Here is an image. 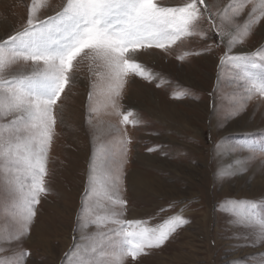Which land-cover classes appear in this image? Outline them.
I'll use <instances>...</instances> for the list:
<instances>
[{
  "label": "rangeland",
  "instance_id": "rangeland-1",
  "mask_svg": "<svg viewBox=\"0 0 264 264\" xmlns=\"http://www.w3.org/2000/svg\"><path fill=\"white\" fill-rule=\"evenodd\" d=\"M64 2L47 0L41 18ZM206 2L215 11L229 0ZM160 3L172 6L183 0ZM30 4L31 0H0V38L13 35L26 24ZM201 27L209 29L207 23ZM208 35L210 39L185 38L167 52L150 49L138 55L137 62L155 76L148 81L130 75L117 100L121 113L131 111L130 120L139 121L135 125L120 124L122 117L109 114L111 110H102L88 122L92 71L89 61L75 62L72 81L55 108L54 137L44 178L48 191L35 205V216L22 242H6L15 225L9 196L0 190V262L12 264L26 251L25 264H63L74 243H89L84 237L96 229L85 222L78 225L77 220L89 161L94 147L119 138L116 129H121L131 141L121 185V195L127 201L125 218L155 226L182 211L189 221L162 246L146 249V254L136 261L128 258L126 264H264V243L248 246L257 229L230 225V215L220 207L226 198L245 199L255 202L256 217L264 218V154L244 147H264V98L247 99L235 71L220 66L225 45L210 31ZM262 46L264 20L232 52H252ZM184 53L188 55L178 59ZM181 92L184 95L175 98ZM115 251L109 249L106 254Z\"/></svg>",
  "mask_w": 264,
  "mask_h": 264
},
{
  "label": "snow or ice",
  "instance_id": "snow-or-ice-1",
  "mask_svg": "<svg viewBox=\"0 0 264 264\" xmlns=\"http://www.w3.org/2000/svg\"><path fill=\"white\" fill-rule=\"evenodd\" d=\"M46 7L47 0H31L26 24L13 35L0 38V190L9 196L15 225L7 243L22 242L27 236L35 205L48 191L44 178L54 137L55 108L72 81L78 60L89 61L93 76L86 103L90 124L102 110L122 117L120 124H137V119L130 120L131 111L121 113L117 100L130 75L148 81L155 76L137 62L138 55L150 49L167 52L188 37L210 39L208 31L225 45L220 66L235 71L247 99L264 98V46L252 52H232L264 20V0H229L215 11L206 0H183L172 6L160 0H65L41 18V10ZM203 23L209 25L208 31L202 29ZM183 95L177 93L175 98ZM6 117L11 119L4 122ZM116 131L119 138L93 149L77 217L78 225L85 222L96 232L84 237L87 245L74 243L65 253L63 264H126L128 258L136 261L146 249L162 246L189 222L182 211L155 226L125 218L127 201L121 195V185L131 141L126 131ZM244 147L264 154V147ZM239 168L245 170L243 164ZM220 207L230 215V225L257 229L256 238L248 246L264 243V218L256 217L255 202L226 198ZM109 249H115V254L107 255ZM28 255L21 251L12 264H25ZM0 264H6V260Z\"/></svg>",
  "mask_w": 264,
  "mask_h": 264
}]
</instances>
